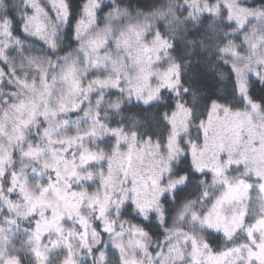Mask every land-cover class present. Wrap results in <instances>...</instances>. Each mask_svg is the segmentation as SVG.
<instances>
[{
	"label": "clouds",
	"instance_id": "9594fccd",
	"mask_svg": "<svg viewBox=\"0 0 264 264\" xmlns=\"http://www.w3.org/2000/svg\"><path fill=\"white\" fill-rule=\"evenodd\" d=\"M0 264H264V0H0Z\"/></svg>",
	"mask_w": 264,
	"mask_h": 264
}]
</instances>
